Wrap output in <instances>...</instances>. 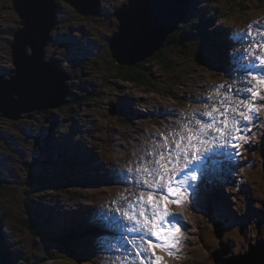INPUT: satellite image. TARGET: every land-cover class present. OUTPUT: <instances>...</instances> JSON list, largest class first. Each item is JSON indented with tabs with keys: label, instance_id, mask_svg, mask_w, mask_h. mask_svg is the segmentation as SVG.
<instances>
[{
	"label": "rangeland",
	"instance_id": "obj_1",
	"mask_svg": "<svg viewBox=\"0 0 264 264\" xmlns=\"http://www.w3.org/2000/svg\"><path fill=\"white\" fill-rule=\"evenodd\" d=\"M126 1L102 0L100 8L104 10L103 13L85 17L64 0H56L55 13L59 24L52 32L53 42L45 47L44 60L59 59L66 63V107L47 109L41 111L42 113H24L18 120H9L0 114V215L8 213L0 227V253L4 263L118 264L121 260L118 256L113 260H107L104 254L94 255L91 259L81 257L80 251L86 250L83 243L85 237L66 234L67 239H76L73 243L66 244L70 252L68 255L64 253V249L60 248V251L51 242L41 240L33 232L30 234L19 225L29 217L36 218L40 224L39 229H48L53 232V236H60L61 233L64 234V228L69 225L71 217L77 213L74 209L78 204L83 206L79 208L81 212L87 210L86 205L92 210L102 202L107 206L114 205L112 220L122 217L118 215L120 212L117 209L123 208L129 202H137L136 197L131 194L133 191H141L135 186L125 185L124 181L103 183L106 186L96 182L100 173L99 166L109 165L107 169L113 167L111 172L116 175L120 173L124 178L127 172V177L134 178L136 182L139 178L136 169L154 159L148 155L149 152L156 153L154 142L158 141L159 137L167 139L164 134L176 130L177 122L182 124L180 119L171 121L164 118L161 110H179L178 106L183 104L185 112L191 114L193 108L186 100L196 94L197 98H202L203 94L199 92L206 90L208 82H216L217 88L210 89L213 90V102H220V111L224 112L225 103L231 104L232 101L239 102L244 99L251 100L254 106L262 109L256 112L250 121H240L236 135L246 137L247 142L238 140L239 142L231 141L228 144L234 143L233 149L240 148L245 153L241 174L237 170L236 157L231 152L233 150L224 151V154L214 157L217 174L223 170L229 172L227 175L230 178L226 180V184L230 188L225 187L224 190L226 193L232 190L235 197H230L228 193V196L221 195L219 190H216L217 186L214 187V192L228 205L241 202V206H248L252 211H259V214L264 213V100L244 91L246 88H252L264 96V85L253 79L264 78V65L256 59L257 55L264 56V49L256 47L264 42V0H235L231 3L233 6L230 10L226 6L229 0H192L189 11L179 27L181 30H189L187 24L198 19L201 32L182 43L173 42L172 45H166L159 59L149 65L148 62L143 64L146 66L143 68L145 79L152 81L150 84L154 86V90L147 85L138 87L117 81L109 73L110 69L120 66L111 56L108 39L117 31L118 21L114 14ZM223 13L226 16H223ZM247 21L253 25L248 30L250 35L244 38L240 32L245 31ZM20 23L13 1L0 0V75L6 80L10 79V74L15 69L10 43L13 41L14 32L22 28ZM221 28L229 30L231 38L238 39L232 56L239 59L243 56L255 57L256 60L245 63L244 68L243 62L232 61L230 56V63L223 64L229 61L225 58H220L225 59L223 62L216 60L217 56L212 53L214 40L211 38L214 39V30L220 34ZM199 34L205 37L200 45ZM249 50L252 55H249ZM27 53H31L29 48ZM197 53L209 58L201 57ZM196 59L199 61L196 62ZM161 60L167 65L171 64L170 70L167 67L161 68L158 63ZM150 66L153 67V74L149 71ZM237 72L240 73L235 75L233 82L226 77ZM189 90L194 92L191 94L192 91ZM187 95L189 97H186ZM225 95L230 98L227 102L224 100ZM185 112L182 116L188 117L189 114L185 115ZM228 115L233 114L229 112ZM203 118L206 119L205 115ZM220 119L223 117L220 116ZM52 123L57 127H53ZM174 137H177L175 132ZM145 140L150 143L146 144ZM96 154H100V161H97L99 158H96ZM90 157H95L94 162L91 160L89 163L87 159ZM138 159L140 162L137 163ZM134 161L136 167L131 172L128 171L129 167H123V164ZM188 167L196 168L192 164ZM235 171L236 173L230 174ZM52 174L58 175V178H55L56 186L44 185L47 187L39 192L35 190L39 188L38 185L29 182V179H44L45 175L51 178ZM210 175L209 168L203 170L200 177L196 178V185L192 187L194 193L190 189L184 191L186 195L183 196V205L174 206V209L179 206L186 209L183 215L188 222L186 226L184 222L182 227L189 228L186 234L191 233L187 239L194 243L190 254L184 255L190 260V264H216L214 256L223 248L228 253L223 255L222 259L245 254L250 248H255L257 243L264 242V222L258 224L253 218L246 221L243 219L244 229L234 228L230 232L231 237L227 239L228 231L224 229L227 224L223 218L218 219L210 210L215 205ZM79 178L83 182H80ZM228 207L231 209L232 205ZM179 210L183 213L182 209ZM89 212L91 214L92 211ZM104 216L105 211L99 206L93 216L85 218L84 223L74 225L71 230L76 231L86 222L96 224L97 219ZM222 223L225 225L219 229ZM215 224L218 225L217 228ZM117 225L121 231L124 230L119 220ZM187 239L180 240L179 244L183 247L189 245ZM88 245L91 248L96 247L95 243ZM197 249H200V257ZM126 254L128 257H124L123 263L125 259L128 263L132 259L129 252ZM187 262L181 260L177 264Z\"/></svg>",
	"mask_w": 264,
	"mask_h": 264
},
{
	"label": "water",
	"instance_id": "obj_2",
	"mask_svg": "<svg viewBox=\"0 0 264 264\" xmlns=\"http://www.w3.org/2000/svg\"><path fill=\"white\" fill-rule=\"evenodd\" d=\"M12 1L22 28L14 32L10 43L15 69L9 80L0 75V114L9 120H18L24 113L61 108L68 88L64 73L61 72L63 76L60 79L53 80L56 66L52 60L45 61L43 56L49 32L54 26L55 0ZM65 1L78 13L87 16L97 14L102 0ZM190 3L191 0H127L116 13L119 26L110 39V50L116 64L134 66L162 50L168 37L179 30ZM39 7L47 10L48 20L37 16ZM28 48L31 49L30 54H27ZM216 234L220 239V234ZM263 247L250 248L246 255L222 259L228 253L223 248L215 254L214 260L221 264H264Z\"/></svg>",
	"mask_w": 264,
	"mask_h": 264
},
{
	"label": "snow or ice",
	"instance_id": "obj_3",
	"mask_svg": "<svg viewBox=\"0 0 264 264\" xmlns=\"http://www.w3.org/2000/svg\"><path fill=\"white\" fill-rule=\"evenodd\" d=\"M256 47L264 49V42L258 44ZM249 55H252L250 50ZM256 59L264 65V56L257 55ZM253 79L264 85V78L253 77ZM244 91L264 100V96H261L259 92L254 91L252 88H246ZM229 99L225 95V102L229 101ZM224 108V112L219 113V116L223 117V119L213 116V113L218 111L216 108H213L211 112L205 111L203 113V115L212 119V123L200 124L198 121L199 127L195 130L189 128L187 124L182 125L183 130L188 134L185 136L181 132L175 133L179 139L172 141L175 144V150L169 151L167 156L164 153L157 155L154 152H149L148 155L156 157L149 163L155 164L157 167L144 165L136 169L138 173H141L140 186L143 189H147V191L142 190L140 192L139 197L135 198L137 201L135 205L129 202L126 208H118L117 210L124 219L135 225L128 229L129 232H143L151 237H155L157 240H162V244L156 245L149 240H145L142 235L139 241H130L133 245H141L136 251L138 258L142 255L143 251H151L156 247L167 249L176 242L175 237L180 230L173 224L172 229L162 231L160 225L170 216L172 219H175V216H172L167 207L172 202L170 198L173 195L177 196L175 203L178 205L183 203V190L179 185L173 186V178L183 171V168L180 167L181 162H190L197 157L202 147L207 150L209 145H213V142L217 141V136L212 135L213 133L218 134L219 139L223 140V143L216 142L214 146L225 147L233 140H241L246 143V137L236 135L239 131L240 121H250L256 112L262 110L254 106L253 102L248 99L240 100L239 102L232 101L231 104L225 103ZM229 112L233 115L229 116ZM237 116L239 119H237ZM169 135H172V133ZM232 146L235 147V144ZM158 147L167 149L168 144L165 143ZM131 171L132 169H129V172ZM191 179H196L195 174L192 175ZM180 183H183V181ZM161 189L167 192V197L160 196L158 199L155 198L154 193ZM165 209H167V212H165ZM163 233H170L171 235L165 236ZM144 244L147 245L146 249L143 248ZM160 259V257H156L157 262Z\"/></svg>",
	"mask_w": 264,
	"mask_h": 264
},
{
	"label": "bare ground",
	"instance_id": "obj_4",
	"mask_svg": "<svg viewBox=\"0 0 264 264\" xmlns=\"http://www.w3.org/2000/svg\"><path fill=\"white\" fill-rule=\"evenodd\" d=\"M65 1V0H64ZM192 1V0H191ZM66 2V1H65ZM55 5H56V9H57V4H56V0H55ZM71 6V5H70ZM71 7H73V6H71ZM122 7V6H121ZM74 8V7H73ZM39 9V11L37 12V16L38 17H40V16H42L43 18L42 19H44V20H48V12H47V10L46 9H43V8H41V7H39L38 8ZM56 9H55V11H56ZM75 9V8H74ZM120 9V8H119ZM98 12H97V14H99V13H103V9L102 8H100V4H99V8H98ZM55 11H54V14H55V24H54V21H53V28H52V30L49 32V42L47 43V45L45 46L46 48H47V46L50 44V43H52L53 42V40H52V32L54 31V29H55V27L56 26H58V21H57V19H56V13H55ZM119 11V10H118ZM117 11V12H118ZM117 12H115V14H114V16L116 17V13ZM82 15V14H81ZM90 15H96V14H90ZM90 15H87V16H90ZM225 15V13H223V16ZM84 16V15H83ZM87 16H85V17H87ZM226 16V15H225ZM210 18V17H209ZM117 19V18H116ZM214 20V19H213ZM50 21H51V24H52V20H51V18H50ZM118 21V20H117ZM209 25V24H208ZM118 26H119V22H118ZM117 26V27H118ZM212 26H214V25H212ZM209 27H210V25H209ZM210 29V28H209ZM215 31V30H214ZM221 32L224 34V37L226 38V40H227V43L226 42H223L221 39H222V36H219V37H214V39L213 38H211L212 40H214V44H213V46H214V48L216 49V50H214L213 48H212V53L213 54H215L219 59L220 58H226L227 56H230L231 57V60L232 61H236L237 63H240L239 62V58L238 57H236V56H232L231 54H232V52H233V49H234V47H235V44L238 42V39H236L235 37H230V34L229 33H227V32H225L222 28H221ZM212 33V32H211ZM210 33V34H211ZM209 34V35H210ZM13 37H14V34H13ZM76 39V38H75ZM110 39H111V36L109 37V39H108V43H109V50H110ZM219 39V40H218ZM210 46V45H209ZM30 49V48H29ZM45 49V48H44ZM12 50V49H11ZM31 50V49H30ZM110 53H111V50H110ZM28 54V53H27ZM30 54V53H29ZM44 54H45V52H43V56H44ZM111 56H112V53H111ZM234 58H236L235 60H234ZM50 60H52L51 62H54L53 64L56 66V69H57V72L54 70V73H56V77H54L53 78V80L55 81V80H58V79H60V77H62L63 75H62V73H64V75L66 76V78H68V76H67V74H66V72L64 71V66L66 65V63L64 62V60H59V59H51V58H49V60H46L47 62H49ZM244 64H245V62H243L242 63V67L244 68ZM241 68V67H240ZM62 72V73H61ZM57 82V81H56ZM66 82V81H65ZM59 84H60V82H58ZM55 84V83H54ZM194 91H192L191 92V94L193 93ZM186 97H189V95H187ZM204 98V95H203V97L202 98H197V94L196 95H192L191 96V99L192 100H202ZM64 102H65V104H67L66 103V101L64 100ZM64 104V105H65ZM58 109V108H57ZM162 111V114H163V116H164V118L166 117V115H168V113H166V112H164L163 110H161ZM42 113V112H41ZM47 112H45V114H46ZM139 113H140V111H139ZM210 117H206V119H209ZM133 120V119H132ZM203 124H206V123H203ZM177 129L176 130H174V131H172L171 133H172V135H169L170 133H165L164 135H167V139H165V138H163V137H159V140L158 141H156V142H154V145H156V147H157V149H156V153H157V155L159 154V153H169V151H174L175 150V144L174 143H172V141L173 140H176V139H179V137L177 136V137H174V132L175 133H177V132H181L183 135H185V136H187V132H185L184 130H183V128H182V125H184V124H181V123H179V122H177ZM169 128V127H168ZM189 128H191V129H197L198 128V125H197V123L195 122L194 124H193V126H191V127H189ZM212 135H214V136H217V141H214L213 142V145H209L208 146V148H207V150H205L203 147L200 149V151L198 152V154H197V157L195 158V159H192L190 162H181V164L180 165H185L187 168H189L188 166H189V164H192V165H194L196 168L195 169H200L199 168V166L200 165H203L204 163H203V161H202V155H204V154H208L209 152L210 153H212L213 155H214V157H216V156H218V155H222V154H224L225 152L222 150V148L223 147H218V146H214L215 145V143L216 142H219V143H223V140H220L219 139V136H218V134H216V133H213ZM209 139H211V137H209ZM146 144H148V143H150V141L149 140H145L144 141ZM165 143H167L168 144V148L166 149V148H164V147H158V146H160V145H164ZM216 150H218L217 152H216ZM101 154V153H100ZM100 154L98 155V154H96V158L98 157H100ZM92 155H95V154H92ZM153 157H155V156H153ZM94 158V159H93ZM90 157V158H88L87 160L89 161V163H90V161L92 160L93 162H94V160H95V157ZM97 158V159H98ZM97 161H100V158L97 160ZM138 162H140L139 161V159H138V161H137V163ZM214 162H215V160H214ZM144 165H147V166H149V167H156V165L155 164H149V163H145ZM215 165H216V167H217V164H216V162H215ZM106 166V168H104ZM109 166V165H108ZM107 165H101V166H99L98 168H99V170H100V173L98 174V175H103V176H106L105 177V181H120V182H122V181H128L130 178L129 177H127L129 174H125V178H124V176H121V175H116V174H113L109 169H107V167H108ZM190 171V170H189ZM123 173H124V171H123ZM229 172H227V171H220V172H218V174H217V176L218 177H216V179H215V181H217V187H216V190H219V192H220V194L221 195H227L228 196V192L229 191H227V193H226V191L224 190V185H225V182H226V178H225V176L227 177V178H229L230 176H227V174H228ZM232 173H236V171L235 172H231L230 174H232ZM137 174L139 175V177L141 176L140 174L141 173H138L137 172ZM193 174H195L196 176H198V173H196V172H194V171H190V173L188 174V173H186V172H184V171H182L178 176L179 177H181V178H183L181 181H183V183H180L181 181H179V182H176L175 183V181L173 180V184H175V185H179L184 191H187V188H189L191 191H193L192 190V187L194 186V184L196 183L193 179H191V177H192V175ZM98 178V177H97ZM132 178V177H131ZM80 179V182H83L82 181V179L81 178H79ZM214 181V182H215ZM138 184H139V186H140V182H139V180L137 179V181H136ZM135 181H133V182H131V183H136ZM218 182H219V184H218ZM104 186H106V184H103ZM196 185V184H195ZM141 187V186H140ZM142 188V187H141ZM143 189V188H142ZM133 190V189H132ZM144 191H147V189H143ZM162 193H163V191H165L164 189H161L160 190ZM160 191H158V192H160ZM193 193H194V191H193ZM215 193V192H214ZM249 193H250V189H249ZM132 196L134 195V197H139V195H140V192H138V191H133L132 192V194H131ZM154 196H155V198H159V194L156 192V193H154ZM215 196H216V199H217V202L219 203V205H220V207H221V209L224 211V217H223V219H224V222L227 224V226L224 228V229H226L227 231H228V235H227V239H229L231 236H230V232L234 229V228H239L240 230H243L244 229V227L242 226V224L246 221V220H249L250 218H253V219H256L255 220V222H258V224L259 223H263L264 222V213H258L257 211H252L251 210V208L250 207H244V206H241V202H239L237 205L235 204V205H233L232 203H231V205H232V207H231V205H228L226 202H223V201H221V199L215 194ZM229 198V197H228ZM257 199V198H256ZM228 201H230V198L228 199ZM251 201V200H250ZM137 202H133V205H135ZM190 204H192V202L190 203ZM223 204L225 205V207H223ZM193 205V204H192ZM228 206H230L231 207V209H229V207ZM237 206V207H236ZM80 207H82L83 208V206H81V204H78V206H77V208L76 209H74L75 211H77V213H79L80 212V210L81 209H79ZM86 207H87V212H89V207L86 205ZM99 206L97 205L96 206V208L91 212V214L89 215L90 217L91 216H93V214L95 213V211L97 210V208H98ZM114 206H112V208H113ZM175 208V207H174ZM179 208L180 209H182L183 210V213H181V211L179 210ZM179 208L178 209H175L174 211H173V213H172V216H175V219H172V218H170V220H168L167 222H168V225H169V227H170V229H172V225L173 224H175L176 225V227L177 228H179V233L176 235V237H175V241L176 242H180V240H183V239H187V237H189V235H190V233L191 232H188V234H186V230L188 231V229L189 228H186L185 229V226H186V222H188V220H186L185 218H184V211L186 210L185 208H183L182 206H179ZM75 211H72V212H75ZM118 215H121L120 213H118ZM196 215V214H195ZM196 216H198V215H196ZM200 217V216H199ZM243 219H245V221L243 220ZM182 221L183 222H185V226H183L182 227ZM225 224H223L222 223V226H224ZM75 226H77V225H75ZM135 226V225H134ZM123 229H124V226H123ZM169 229V230H170ZM137 233V240L139 241L140 240V237L143 235L144 236V239L146 240V238H148L149 237V235H147L146 233H143V232H136ZM246 233H248V232H246ZM245 233V234H246ZM256 233V232H255ZM259 234H262V233H259ZM76 239L75 238H72L71 240H70V242H74ZM256 240V242H258V240L257 239H255ZM187 241H188V243H189V245H185L183 248H182V250L180 251V252H168L169 251V248H167V249H165V248H162V247H156V248H154L153 250H151V251H143L142 252V259L141 260H138V258L136 257V255L134 256V255H132V259L129 261V263H128V261H127V259H125V261H124V263H123V260H124V258H122L121 260H120V262H118V264H141V262H143V264H177V263H179L181 260H184V263L185 262H187V264H190L189 262H190V260H187L185 257H184V255H188V254H190V250H193V245H194V243L193 242H190L188 239H187ZM232 241H234V239L232 240ZM92 244V243H91ZM154 244V243H153ZM160 244H162V241L160 240L159 242H157V244L156 245H160ZM263 245H264V242L262 243ZM226 246H227V244H225ZM190 246H191V248H190ZM233 246H236V244H233ZM141 247V245L140 244H137V249L138 248H140ZM172 247H173V245H172ZM257 247H259L258 245H256L255 246V248H257ZM263 247V246H262ZM143 248L144 249H146L147 248V245L146 244H144L143 245ZM204 248V247H203ZM264 248V247H263ZM251 249H253V248H251ZM186 250H189V251H187L186 252ZM199 250L200 249H197L196 250V252H197V254H198V256L200 257V255H199ZM163 251H166V252H163ZM182 251H184V252H182ZM247 252V253H246ZM245 252V255L246 254H248L249 252H250V249L249 250H247ZM239 255H241V254H239ZM238 255V256H239ZM128 257V256H127ZM126 257V258H127ZM156 257H160L161 259L159 260V262H157V260H156ZM154 261H156V263L154 262ZM217 264V263H216Z\"/></svg>",
	"mask_w": 264,
	"mask_h": 264
},
{
	"label": "trees",
	"instance_id": "obj_5",
	"mask_svg": "<svg viewBox=\"0 0 264 264\" xmlns=\"http://www.w3.org/2000/svg\"><path fill=\"white\" fill-rule=\"evenodd\" d=\"M234 1L235 0H229L228 1L229 3H227V5H226L228 10H230V7L233 6L231 3H233ZM187 25H188V29L189 30H187V29H184V30L182 29L181 30V28L179 27L180 31H177V32L173 33L172 35H170L168 37V39L166 41V44H165V47L162 50H160V52H157V54L154 55V57H152L150 59H147L145 62H148V65H149L150 63H152L155 60L159 59V56L163 54L162 51H164L166 49V45H172L173 42L182 43L183 41L187 40V38H190V37L193 38V37L196 36V33H198V32L200 33L201 32V28H200L201 25L199 24L198 19L197 20H195V19L192 20ZM202 34H199L200 37H199L198 45H200V44H202V42H204L205 37ZM207 34H209V33H207ZM58 46H61V45H56V47H58ZM198 55L201 56V54H198ZM202 56L209 58L207 55H202ZM198 61H199V59H196V62H198ZM145 62L136 64V65L130 66V67H128V66H119L116 69H110L109 73L112 74L111 75V76H113L112 78L116 79L117 81L120 80L122 82L131 83V84H133L135 86H138V87H140L141 85L142 86H144V85L146 86L147 85V86H150L151 88H153V90H154V86L152 84H150L152 81L149 80V79H145V75H144L145 70L143 69V68L146 67V66L143 65ZM158 63L161 66V68L167 67L170 70L171 64L167 65V64L164 63L163 60H161ZM138 68H140L141 70H138ZM152 69H153V67L150 66L149 71H150L151 74H153L152 73ZM152 77H153V75H152ZM70 103H71V101H69L68 104H70ZM63 107L65 108L66 106L63 105L61 108H63ZM52 126L55 127L56 124L52 123ZM55 178H58L57 174H52L51 178H48V176L45 175L44 179H39V180H34V181H31V179H29V182L33 183L34 185H38L39 188H35V190H36V192H39L40 190H42V188L47 187V186H44V185H49L50 184V186H48V187H53V185L56 184L55 183V181H56ZM57 181H59V180L57 179ZM6 217H8V213L7 212L4 213L3 215H0V227L5 222V218ZM19 222H20L19 224H21V221H19ZM19 226L22 229H24V230L27 229L30 234H31V232H33V234L37 235L38 238H40L41 240L44 239V240H46L48 242H51L52 244H54V246H57L56 248L59 249L60 251H61L60 248L64 249V253L69 255L70 252H68V249H67L68 247H67L66 244L70 242L71 238L68 240V239H66L65 237H62V236H58V235L57 236H53V232H51L50 230L48 231V229L47 230L39 229L40 224H39L38 219L32 218V217H29L28 219H25L24 223H22ZM0 247H1V244H0ZM2 259H3L2 258V253H0V264H14L12 262L4 263V261Z\"/></svg>",
	"mask_w": 264,
	"mask_h": 264
},
{
	"label": "clouds",
	"instance_id": "obj_6",
	"mask_svg": "<svg viewBox=\"0 0 264 264\" xmlns=\"http://www.w3.org/2000/svg\"><path fill=\"white\" fill-rule=\"evenodd\" d=\"M258 21H253V23H257ZM193 112L196 111V109H193L192 110ZM203 115V112L201 113ZM129 169H131L130 167L128 168V171ZM139 182H140V177L138 178ZM242 182V181H241ZM185 206H187V202L185 203ZM165 212H167V209H165ZM175 225V224H174ZM176 226V225H175ZM179 229V228H178ZM163 235L165 236H169L171 235L170 233H163ZM179 242V241H178ZM182 246V245H181ZM177 251H179V248L177 249Z\"/></svg>",
	"mask_w": 264,
	"mask_h": 264
}]
</instances>
